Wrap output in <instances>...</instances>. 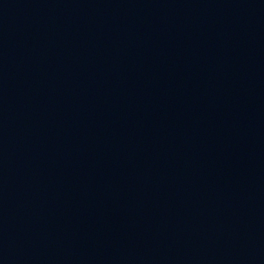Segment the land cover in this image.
I'll return each instance as SVG.
<instances>
[{
	"label": "water",
	"instance_id": "95a60500",
	"mask_svg": "<svg viewBox=\"0 0 264 264\" xmlns=\"http://www.w3.org/2000/svg\"><path fill=\"white\" fill-rule=\"evenodd\" d=\"M0 264H264V0H0Z\"/></svg>",
	"mask_w": 264,
	"mask_h": 264
}]
</instances>
